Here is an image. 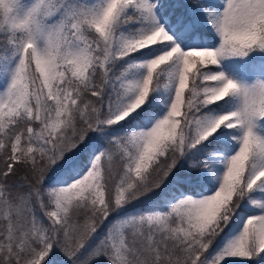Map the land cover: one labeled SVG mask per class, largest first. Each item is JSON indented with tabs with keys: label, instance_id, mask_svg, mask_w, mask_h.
<instances>
[{
	"label": "snow or ice",
	"instance_id": "obj_1",
	"mask_svg": "<svg viewBox=\"0 0 264 264\" xmlns=\"http://www.w3.org/2000/svg\"><path fill=\"white\" fill-rule=\"evenodd\" d=\"M0 264H264V0H0Z\"/></svg>",
	"mask_w": 264,
	"mask_h": 264
}]
</instances>
